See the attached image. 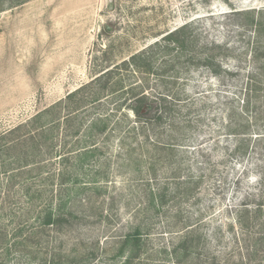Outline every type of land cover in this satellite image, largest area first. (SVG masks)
Returning <instances> with one entry per match:
<instances>
[{"label":"rangeland","instance_id":"374dc122","mask_svg":"<svg viewBox=\"0 0 264 264\" xmlns=\"http://www.w3.org/2000/svg\"><path fill=\"white\" fill-rule=\"evenodd\" d=\"M248 10L264 13V0H0V264H123L120 241L137 227L145 249L132 264H175L160 251L187 231L200 238L189 264H264L262 255L248 257L253 240L264 238V142H256L264 101L255 102L264 100V32L257 37L236 15ZM185 25L197 53L226 49L218 58L225 74L185 56L170 60L165 78L119 67ZM143 78L148 101L179 97L161 127L138 122L131 100L117 109ZM45 109L52 122L42 132L29 125L16 146L3 139ZM97 119L107 130L89 139ZM244 119L257 135L234 157L238 138L229 131ZM90 145L95 156L78 163ZM161 191V209H146L150 192ZM49 211L62 218L59 227L42 224Z\"/></svg>","mask_w":264,"mask_h":264},{"label":"trees","instance_id":"16d2710c","mask_svg":"<svg viewBox=\"0 0 264 264\" xmlns=\"http://www.w3.org/2000/svg\"><path fill=\"white\" fill-rule=\"evenodd\" d=\"M236 15L240 19L245 20L249 28L254 29L257 37H260L262 35V33L264 32L263 12L257 13L254 10H248L243 12H236ZM190 34L191 32L189 31L187 25L179 27L166 34L159 41H156L140 53L131 56L128 61L122 63L119 67H121L122 69L132 67L140 73L144 74L145 78H148L149 76L155 74L162 76V78H165L164 76L168 74V72H172L175 67V63H172L170 60L185 56L187 57V61L190 65H193L195 67H203L215 76H219L221 73L225 74L226 72L219 66L218 58H224L227 55L226 49L219 46H202L197 53L195 51V47L192 46ZM160 58L166 61L164 62V65L161 67V69H155V62ZM173 74H171V77ZM175 74H177V72H175ZM111 77V73H108L105 75H101L98 78L97 81H99L100 84L99 88L95 90V93H92V95H90V100H92L93 102L99 101L101 94H103L104 90L110 84ZM145 78H143L144 84L138 87V89L136 88L137 92L133 93L134 89L130 90L131 95L126 97L117 106V109H121L123 106H126L127 101L131 100L132 104L127 105V107L135 114L138 122H141V120H147L149 122L152 121L151 123H154L152 124L154 128H158L161 127V124H163L165 117L171 115L173 109L172 107L175 106L174 104L177 101H179V97L171 93L170 95L167 94L159 96L151 102L148 101V99L142 95L144 88L147 86ZM172 78L173 80H171V84L176 83L178 77L176 76ZM110 86V88L114 91H119L122 88V84H120V82L111 84ZM263 90L264 89L262 88V91ZM252 92L256 93V89L252 88V91L250 89L247 93L248 97L246 98L245 104L243 106L246 111H248L249 105L251 104L249 94ZM68 96V98H71L74 95L70 94ZM88 97L89 96H85V100ZM255 98V102L264 101L261 99V95H256ZM77 102L79 103V101ZM83 102L84 99H82L81 103ZM80 104L76 105L75 108L79 107ZM51 111L52 109H45L44 111H41L40 113L35 115L30 122H28L29 124L26 123L25 125H19L11 131L5 133L3 135V139L12 138L10 139L9 144L12 143L13 146H16L19 142L18 140H24V138H22L21 135L18 134V132L22 131V129H25V127H28L30 125L31 128H36L42 132L45 126L52 122V117H50ZM254 118L261 120L260 113L255 114ZM68 121L72 122V120ZM143 124L146 125V123ZM78 130L79 129L77 127L74 131L76 135L78 134ZM87 130L89 139H92L94 136L102 135L106 132L107 122L102 119H97L96 122H93L88 126ZM229 132L231 135H234L238 138L232 155L234 157H244L248 152L252 136L257 134L252 133L254 131H252L251 125L249 124V121L245 119L241 122V124L235 125ZM142 133L145 134V132ZM14 135L17 136L15 137ZM27 137L30 138L31 135H28L25 138ZM256 139V142H264L263 136ZM93 146L94 145L82 147V153L80 154V157H78V163L83 164L95 156L94 154L97 150L96 147ZM164 200L165 193L163 191L159 193L150 192L146 202V209H154L156 211H159ZM260 210L261 208L258 206L251 213L254 215V217H257L260 214ZM249 213L250 211H248V208H244L238 211L237 222L241 228L247 227V222L245 220L248 219ZM61 219L62 218L59 214L49 211L44 216L42 224L44 226L59 227ZM142 235L143 234L141 229L137 227L134 232L126 234L120 241L118 254L123 255V264H132L142 255V252L145 249ZM195 236L197 235L194 231H187L182 237H180L177 243L172 245L171 248H162L160 253L165 255V258L172 260L175 264H189L196 258L197 253H199L198 250L200 246V238L197 239V237ZM251 248L252 249H249V260L251 259V257H255L258 255L264 256V238L258 236L256 239H254Z\"/></svg>","mask_w":264,"mask_h":264}]
</instances>
